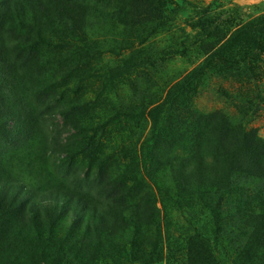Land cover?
Here are the masks:
<instances>
[{
	"label": "rangeland",
	"instance_id": "rangeland-1",
	"mask_svg": "<svg viewBox=\"0 0 264 264\" xmlns=\"http://www.w3.org/2000/svg\"><path fill=\"white\" fill-rule=\"evenodd\" d=\"M36 1L0 21V176L29 144L51 184L0 188V264H264V42L229 50L264 0Z\"/></svg>",
	"mask_w": 264,
	"mask_h": 264
},
{
	"label": "trees",
	"instance_id": "trees-1",
	"mask_svg": "<svg viewBox=\"0 0 264 264\" xmlns=\"http://www.w3.org/2000/svg\"><path fill=\"white\" fill-rule=\"evenodd\" d=\"M50 2H55V0H49ZM41 3L37 2L36 0H0V21L4 22L6 20H12L16 21V23L22 25V26H28V29L34 30V32H37L39 26V17H41L42 13L39 11L41 9ZM41 13V14H40ZM32 23V24H31ZM37 27V28H36ZM248 33V39L249 41H252V43H256L258 40H261L264 42V16H262L260 19H258L254 24L248 23L242 26L235 34L230 35V40L234 39V44L231 48H229L232 56L236 57L238 55V50L240 47L243 46V43H245L243 40H235L238 34ZM225 43L222 44L219 49L222 50V52H225ZM2 51V49L0 48ZM3 53V52H2ZM223 56V54H221ZM1 59V58H0ZM234 62L233 60H231ZM0 60V64H2ZM205 63V62H204ZM204 63H202L200 66L192 69L186 79L183 82H191L198 78V76L201 75L203 69H204ZM235 63V62H234ZM38 146L29 145L26 148V150L23 151L22 156L19 157V155L15 156L14 159L19 158V163L22 167L25 168V172H23L21 175L24 177L21 178V181H13L11 179H1L0 176V188L3 189V184L7 185V187L11 190H13V193H15L16 190L21 191L22 193H26L29 195H33L35 192L45 189L50 186L51 182L46 181L47 174L44 172V169L38 166L39 164L35 162L37 155L39 153ZM253 150L245 149L242 151H238L235 154V163L239 160L242 161L241 165L252 163V165H256L257 163L261 164L262 157L261 154L254 156L252 153ZM36 164V165H35ZM36 168V169H34ZM33 169V170H30ZM234 170H239L242 173L247 172V174H252L250 169L248 170L246 168H235ZM15 182V183H13ZM1 191V190H0ZM1 195V193H0ZM203 195V193L201 194ZM63 196V194L57 193L56 197L52 200V210L48 211L51 218H53V215L56 214V210L61 208V204L59 202L60 198ZM67 201L70 205H73L75 203H78V206L82 205L81 200H77L75 196H69L67 198ZM5 196L2 195L0 198V212H3L5 210H8V213L12 211V205L7 204L8 207L5 206ZM50 205V204H49ZM49 209V208H47ZM90 215L94 220L100 219V214H98L95 210L90 209ZM100 215V216H99ZM2 217V216H1ZM1 220V219H0Z\"/></svg>",
	"mask_w": 264,
	"mask_h": 264
}]
</instances>
